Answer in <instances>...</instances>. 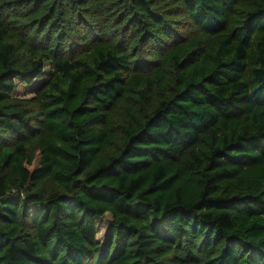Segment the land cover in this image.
Masks as SVG:
<instances>
[{"label":"trees","instance_id":"16d2710c","mask_svg":"<svg viewBox=\"0 0 264 264\" xmlns=\"http://www.w3.org/2000/svg\"><path fill=\"white\" fill-rule=\"evenodd\" d=\"M0 264H264V0H0Z\"/></svg>","mask_w":264,"mask_h":264},{"label":"rangeland","instance_id":"374dc122","mask_svg":"<svg viewBox=\"0 0 264 264\" xmlns=\"http://www.w3.org/2000/svg\"><path fill=\"white\" fill-rule=\"evenodd\" d=\"M38 81L40 82L41 79L38 80ZM25 92H26V89L23 88V86H19L18 87V94L19 95H23V94H25ZM110 223H111V216L108 214L103 219V221L101 222L100 227L97 230V232H98V234H97V240L99 242H105V240H106V238H107V236L109 234L108 231H109Z\"/></svg>","mask_w":264,"mask_h":264}]
</instances>
